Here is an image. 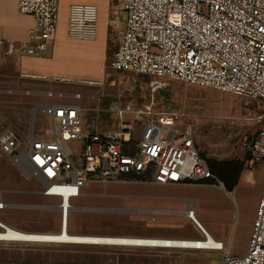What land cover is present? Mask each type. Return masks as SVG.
<instances>
[{"label":"built area","instance_id":"1","mask_svg":"<svg viewBox=\"0 0 264 264\" xmlns=\"http://www.w3.org/2000/svg\"><path fill=\"white\" fill-rule=\"evenodd\" d=\"M108 2L121 4L125 22L110 59L112 70L178 81L264 103V0ZM17 8L34 19L28 40L0 37V55L47 57L57 35L60 0H18ZM98 15L96 5H71L68 36L95 38ZM63 96L74 98L76 103L46 104L43 113L52 127L42 137H35L33 127L25 139L10 127L0 132V155L7 157L24 178L36 179L42 185L43 196L57 198L60 232L67 230L74 209L72 200L83 196L81 188L90 183L138 180L159 185L209 184L225 189L201 157L192 131L177 127V114L154 113L150 106L113 107L118 113L114 127L92 131L84 126L82 95ZM124 112L138 119L145 116L147 122L140 125L138 119L125 120ZM255 122L256 130L244 137L242 147L253 164L264 166V112ZM69 142L77 143L79 150L71 148ZM8 207L0 194V210ZM185 215L194 222L192 206ZM5 225L0 220V232L6 231ZM195 228L203 237L196 244L189 246L183 241L180 248L148 247L217 251L221 252V264H264V181L244 255L231 256L230 248L221 241L216 246L200 245L208 241V236Z\"/></svg>","mask_w":264,"mask_h":264},{"label":"rangeland","instance_id":"2","mask_svg":"<svg viewBox=\"0 0 264 264\" xmlns=\"http://www.w3.org/2000/svg\"><path fill=\"white\" fill-rule=\"evenodd\" d=\"M110 36L103 83L78 89L82 95L86 128L92 131L113 128L118 117L113 107L137 109L150 106L154 113L177 114V127L192 131L206 162L240 161L244 169L229 194L217 186L199 183L181 186L148 185L149 182L138 180L90 183L81 188L85 196L72 200L75 207H87L73 209L70 224L75 223L79 230L95 236L200 240L203 237L193 222L184 216L191 204L194 217L206 232L217 241L226 237L223 242L230 248L231 256L244 255L261 196L264 166L250 161L242 141L256 130L255 118L264 112L263 101L178 81L116 72L109 67L116 50L112 31ZM18 87H22L18 82H6V93L0 102V132L10 127L25 139L34 122L35 137L40 138L52 127L51 120L45 119L41 110L36 111L28 99L17 97ZM122 117L128 121L138 119L128 112ZM138 121L142 125L147 118L143 116ZM68 145L79 150L75 142ZM41 190L42 185L36 179L24 178L7 157L0 155V194L9 203L7 209L0 211L2 222L16 230L17 223L30 227L60 224L57 198L45 197ZM162 197L172 199L168 201ZM60 246L0 242V264H45L50 257L44 253L57 251ZM73 253L67 257L72 256L77 264L81 261L90 264H221V252L217 251L112 245L96 250L76 249Z\"/></svg>","mask_w":264,"mask_h":264},{"label":"crops","instance_id":"3","mask_svg":"<svg viewBox=\"0 0 264 264\" xmlns=\"http://www.w3.org/2000/svg\"><path fill=\"white\" fill-rule=\"evenodd\" d=\"M17 2L18 0H0V37L5 40L25 42L28 40V30L33 25L34 19L32 16L19 13ZM74 4H93L99 7L98 27L95 38L76 39L68 36V10L69 7ZM124 28L125 22L122 7L117 3H109L108 0H60L57 35L53 49L47 57L37 58L27 55H0V102L6 93V82H18L22 87H18L15 94H17V97L28 99L29 103L36 108V111L41 110L43 113V108L46 104L76 103L74 98L63 95L79 93L78 91L80 89L90 86H100L103 83V75L104 72H106L109 59L108 56L111 44H109V39L111 37V31L115 36L117 49L118 33ZM55 99L67 100L55 101ZM69 100H72L73 102ZM43 115L45 119H48L44 113ZM33 123L28 128V132L33 127ZM148 185L159 184L148 183ZM181 185L184 184L162 186ZM2 198L3 201L7 203L3 194ZM162 198L168 201L172 199L171 197ZM54 201H51L50 203H53ZM7 204L9 205V203ZM190 206L192 205L190 204ZM79 207L84 209L87 206ZM79 207L74 206V209ZM185 212L186 211H184V216H186ZM17 226H19L17 227V230L23 233L37 232L30 234H59L56 233V231L61 230L60 224H57L56 226L50 224V226L46 227H30L28 224L21 225L20 223H17ZM66 231L68 233L71 231V235L95 236L91 235L89 231L79 230L75 223L70 224L69 221ZM221 238V242L226 239V237ZM36 244L42 245L47 243ZM53 244L62 246H60L57 251H48L44 253L48 254L50 257L48 263L45 264H77L78 261L73 260L72 256H69L68 258L67 254H74L73 252H76V249L83 248L96 250L99 247L107 246L73 243ZM80 263L90 264L87 263V261H81Z\"/></svg>","mask_w":264,"mask_h":264},{"label":"bare ground","instance_id":"4","mask_svg":"<svg viewBox=\"0 0 264 264\" xmlns=\"http://www.w3.org/2000/svg\"><path fill=\"white\" fill-rule=\"evenodd\" d=\"M195 226L208 236V241H204L202 244L218 245L208 232L205 231L201 223L194 217ZM6 231L0 232V242H6L8 240H14V243H73V244H97L107 246H133V247H148L151 245H159L163 247H179L182 246L183 241L188 242L187 245L191 246L196 244L197 240H183V239H149V238H135V237H111V236H89V235H71L67 231L60 232L59 234H30L23 233L14 228L5 225ZM159 240V241H153Z\"/></svg>","mask_w":264,"mask_h":264},{"label":"trees","instance_id":"5","mask_svg":"<svg viewBox=\"0 0 264 264\" xmlns=\"http://www.w3.org/2000/svg\"><path fill=\"white\" fill-rule=\"evenodd\" d=\"M208 166L214 176L220 180L227 192L232 191L238 182V178L244 169L240 161H210Z\"/></svg>","mask_w":264,"mask_h":264},{"label":"water","instance_id":"6","mask_svg":"<svg viewBox=\"0 0 264 264\" xmlns=\"http://www.w3.org/2000/svg\"><path fill=\"white\" fill-rule=\"evenodd\" d=\"M228 194H229V192H228Z\"/></svg>","mask_w":264,"mask_h":264}]
</instances>
